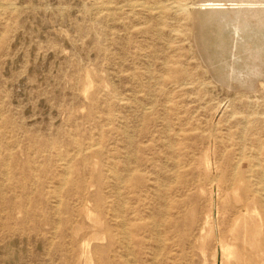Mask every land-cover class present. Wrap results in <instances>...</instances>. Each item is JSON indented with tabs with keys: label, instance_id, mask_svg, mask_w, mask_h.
<instances>
[{
	"label": "rangeland",
	"instance_id": "1",
	"mask_svg": "<svg viewBox=\"0 0 264 264\" xmlns=\"http://www.w3.org/2000/svg\"><path fill=\"white\" fill-rule=\"evenodd\" d=\"M206 1L0 0V264H264V1Z\"/></svg>",
	"mask_w": 264,
	"mask_h": 264
},
{
	"label": "bare ground",
	"instance_id": "2",
	"mask_svg": "<svg viewBox=\"0 0 264 264\" xmlns=\"http://www.w3.org/2000/svg\"><path fill=\"white\" fill-rule=\"evenodd\" d=\"M206 1V0H205ZM211 1V0H210ZM251 1V0H250ZM264 1V0H263ZM262 1V2H263ZM218 2V1H217ZM216 2V3H217ZM222 2V1H221ZM253 2V1H252ZM206 3H207V1H206ZM211 3V2H210ZM242 3V2H241ZM259 3V2H258ZM220 4V3H219ZM247 5H248V3H246ZM207 5V4H206ZM208 5H209V3H208ZM213 5V4H212ZM211 5V6H212ZM221 5V4H220ZM242 5V4H241ZM109 6V5H108ZM235 6V5H234ZM233 6V7H234ZM256 6V5H255ZM260 6V5H259ZM11 7V6H10ZM111 7V6H110ZM163 7V6H162ZM181 7V6H180ZM186 7V6H185ZM214 8H212L211 10H210V12H209V20H207V22L209 21H212V20H222V19H224L225 17H227V16H229L230 17V15L229 14H231V12L230 11H232V10H229V9H231V8H229L228 10H226V8H228V7H224V6H222V7H217V6H213ZM216 7V8H215ZM232 7V6H231ZM238 7H239V5H238ZM242 7V6H241ZM250 7V6H249ZM258 7V5L256 6V7H254V5H253V8H257ZM97 8V7H96ZM131 8H133V7H131ZM153 8V7H152ZM206 8H208V6L206 7ZM244 8H245V5H244ZM252 8V9H253ZM259 8V7H258ZM257 8V9H258ZM262 8H264V7H262ZM262 8H260V9H262ZM112 9V8H111ZM177 9V8H176ZM233 9V8H232ZM234 9H235V7H234ZM236 9H239V10H236L237 12H239L238 14H240V7L239 8H236ZM249 9V8H248ZM101 10V9H100ZM179 10V9H178ZM183 10V9H182ZM202 10V9H201ZM200 10V11H201ZM205 11H206V9H204ZM110 11V10H109ZM180 11V10H179ZM252 12H254V13H259V12H257V10L255 11V10H252ZM203 13H206V12H204L203 11ZM260 14V13H259ZM203 15V14H202ZM236 16V15H235ZM201 17V16H200ZM204 17H206V15L204 16ZM254 17H256V16H254ZM257 17H259V16H257ZM232 18V17H231ZM237 18H239V17H237ZM249 19V18H248ZM230 21V20H229ZM236 21V20H235ZM205 21H203V23H204ZM214 22V21H213ZM220 22V21H219ZM226 22H227V20H226ZM237 22V21H236ZM201 23H202V21H201ZM216 23V22H215ZM215 23L213 24V25H215ZM221 24H222V21H221ZM248 24V23H247ZM254 24V23H253ZM219 25H220V23H219ZM225 25H227V24H225ZM236 25V24H235ZM217 26V25H216ZM250 26V25H249ZM224 27V26H223ZM221 28V27H220ZM240 28V27H239ZM239 28L237 27V29H236V32L238 33L239 31ZM242 28V27H241ZM219 29V28H218ZM235 29V28H234ZM221 30V29H220ZM222 30L224 31V29L222 28ZM241 31V30H240ZM249 32V31H248ZM220 33V32H219ZM224 33V32H223ZM235 35V34H234ZM261 35V34H260ZM202 37H203V39L206 41V44L205 45H207L206 46V48H207V51H208V49L210 48V36H208L207 34H205V33H203L202 32ZM221 37V36H220ZM219 37V38H220ZM241 37V36H240ZM247 37V39H249L250 41H254L255 39L254 38H256L257 36H255V35H247L246 36ZM232 38V37H231ZM217 40H220L221 42H223V37L221 38V39H217ZM235 41V40H234ZM238 43V42H237ZM243 43V42H242ZM220 44H222V43H220ZM219 44V45H220ZM224 45V44H223ZM245 45V44H244ZM217 46V45H216ZM222 46V45H221ZM225 46V45H224ZM219 47V46H218ZM258 47V46H257ZM220 48V47H219ZM242 48H243V45H242ZM249 48V47H248ZM257 49V48H256ZM255 49V50H256ZM246 51L247 52H250V48L249 49H246ZM246 52V53H247ZM245 53V54H246ZM251 53V52H250ZM263 54H264V52H263ZM255 55H257L256 53H255ZM260 55H262L261 53H260ZM220 56V55H219ZM218 56V57H219ZM252 56H253V54L251 53V54H248V55H246V59L247 60H250L251 58H252ZM260 57V56H259ZM258 57V58H259ZM263 57V56H262ZM262 57H261V59H262ZM210 58V57H209ZM223 58V57H222ZM221 58V59H222ZM218 59H220V58H218ZM263 60V59H262ZM255 61V60H254ZM260 61V60H259ZM244 64H245V62H244ZM225 65V64H224ZM250 65V64H249ZM227 66V65H226ZM232 67V66H231ZM230 67V68H231ZM250 69H251V72L253 73V75L255 76V77H257L258 75L259 76H262L263 75V71H264V60L263 61H261V64L260 63H258L257 65H250ZM263 69V70H262ZM237 69L236 68H234V67H232L231 68V71H236ZM220 73H222V72H220ZM231 73V72H230ZM221 75V79L223 80V82H225V83H228V84H230V85H233V84H237V86H240V87H244V88H250V89H254V87H256V81H255V79H253V77L251 76H248L247 78H242V79H236L235 77L236 76H239V75H233V76H228V75H225L224 76V73H222V74H220ZM264 79V78H263ZM221 80V81H222ZM238 82H236V81ZM261 80V79H260ZM263 81V80H262ZM216 189H217V194H218V192H219V188H218V186L216 185ZM214 192H212V194H213ZM215 231H216V234L218 233V231H217V226H215ZM217 252H218V264H222V262L220 263V260H221V253H223V245H222V243L219 241V243H218V246H217ZM216 264H217V261H216Z\"/></svg>",
	"mask_w": 264,
	"mask_h": 264
}]
</instances>
